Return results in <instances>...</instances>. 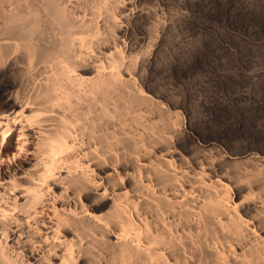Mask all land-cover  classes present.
I'll list each match as a JSON object with an SVG mask.
<instances>
[{
  "label": "bare ground",
  "instance_id": "obj_1",
  "mask_svg": "<svg viewBox=\"0 0 264 264\" xmlns=\"http://www.w3.org/2000/svg\"><path fill=\"white\" fill-rule=\"evenodd\" d=\"M178 1L0 0V264H264V149L140 84Z\"/></svg>",
  "mask_w": 264,
  "mask_h": 264
},
{
  "label": "rangeland",
  "instance_id": "obj_2",
  "mask_svg": "<svg viewBox=\"0 0 264 264\" xmlns=\"http://www.w3.org/2000/svg\"><path fill=\"white\" fill-rule=\"evenodd\" d=\"M178 2L164 10L162 59L150 61L148 84L138 82L182 115L183 130L193 119L264 149V0Z\"/></svg>",
  "mask_w": 264,
  "mask_h": 264
}]
</instances>
